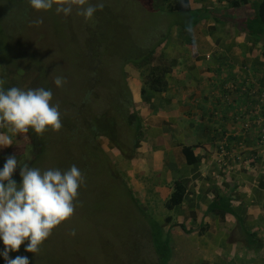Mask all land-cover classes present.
<instances>
[{"label":"crops","instance_id":"crops-1","mask_svg":"<svg viewBox=\"0 0 264 264\" xmlns=\"http://www.w3.org/2000/svg\"><path fill=\"white\" fill-rule=\"evenodd\" d=\"M156 7L166 19L155 23L156 59L146 74L163 75L162 90L128 66L141 136L130 158L107 139L102 150L161 228L169 264H264L257 122L264 120V25L256 23L264 0H156ZM0 79L10 88L1 72ZM0 133L13 139L0 147L2 164L26 134ZM177 192L181 201L169 208ZM4 248L0 240V264Z\"/></svg>","mask_w":264,"mask_h":264},{"label":"rangeland","instance_id":"rangeland-1","mask_svg":"<svg viewBox=\"0 0 264 264\" xmlns=\"http://www.w3.org/2000/svg\"><path fill=\"white\" fill-rule=\"evenodd\" d=\"M77 13L76 7L64 16L56 13L55 5L51 10L38 12L29 0H0V72L10 84L14 81L25 88L31 84L37 65L51 70L55 63L63 66L66 57L72 59L81 52L82 41L78 39L75 44L70 31L90 24L93 18L86 21ZM38 18L43 23L36 27L31 22ZM138 19L139 36L142 27L166 17L152 21L148 17L144 21L142 16ZM50 70L49 76L54 74ZM22 139L19 148L7 157H20L22 166L27 164L41 171L49 168L64 171L76 165L85 183L79 189L78 205L71 219L53 230L38 253L25 251L26 240L14 251L15 256L26 255L29 264H159L150 236L152 230L147 225L155 222L146 218L148 215L130 194L119 162L104 154L93 159L90 169H83L74 161L68 162L67 154L56 153L57 148H50L41 160L34 161L28 135ZM21 182L19 177L17 185ZM73 229L75 235L70 234Z\"/></svg>","mask_w":264,"mask_h":264},{"label":"trees","instance_id":"trees-1","mask_svg":"<svg viewBox=\"0 0 264 264\" xmlns=\"http://www.w3.org/2000/svg\"><path fill=\"white\" fill-rule=\"evenodd\" d=\"M89 1L92 5L101 2ZM102 2L103 10L94 13L90 24H82L70 31L75 44L78 39L82 41L81 52H77L78 57H66L63 66L56 63L54 68L49 66L56 75L49 76L50 69H42L37 65L32 71L31 84L25 88L14 81L9 83L10 87L24 90L41 87L50 89L53 93L52 103H59L60 106L62 128L59 132L47 131L41 136H37L32 130L27 133L35 156L34 161L41 160L50 148H57L56 153L63 156L67 154L68 162L74 161L79 167L90 169L93 159L98 156L101 158L105 154L101 147L102 139L109 140L125 158H130L141 136V122L128 87L126 68H137L142 75L145 74V85L150 84L154 89L162 90L160 77L163 75L146 74L148 66L156 59V22L146 28L142 27L141 35L138 36L137 32V28L141 27L138 24L141 22L139 16L144 21L147 20L146 17L150 21L158 18L160 11L156 7V0ZM133 11L139 15H131ZM260 16L256 23L263 26L264 11H261ZM57 76L66 81L62 87L54 84ZM17 160L22 166L20 157ZM19 173L20 168L17 167L12 177L16 183L21 178ZM180 201L177 192L168 207H176ZM147 225L152 230L150 236L159 264H169L171 251L161 228L156 224Z\"/></svg>","mask_w":264,"mask_h":264},{"label":"clouds","instance_id":"clouds-1","mask_svg":"<svg viewBox=\"0 0 264 264\" xmlns=\"http://www.w3.org/2000/svg\"><path fill=\"white\" fill-rule=\"evenodd\" d=\"M36 11H48L55 5L57 14L68 16L73 8L84 19L93 18L97 10H103L104 3L95 5L89 0H29ZM39 27L42 18L31 22ZM66 81L57 76L54 84L62 87ZM0 79V128L14 134H27L32 130L37 136L47 131L59 132L62 128L59 103H52L50 89H21L3 87ZM13 144L10 135L0 133V147ZM20 168L22 182L17 185L12 179L14 171ZM85 178L76 165L67 170L39 168L19 165L15 155L8 156L0 169V240L5 246L3 256L6 264H29L25 256L9 258V252L18 251L27 240L25 251L38 253L53 230L71 219L78 205L79 189ZM75 235L73 229L70 233Z\"/></svg>","mask_w":264,"mask_h":264},{"label":"built area","instance_id":"built-area-1","mask_svg":"<svg viewBox=\"0 0 264 264\" xmlns=\"http://www.w3.org/2000/svg\"><path fill=\"white\" fill-rule=\"evenodd\" d=\"M259 125H261L262 135H261V143L264 144V120L258 119L257 121Z\"/></svg>","mask_w":264,"mask_h":264}]
</instances>
